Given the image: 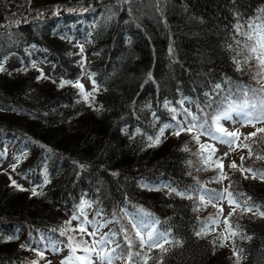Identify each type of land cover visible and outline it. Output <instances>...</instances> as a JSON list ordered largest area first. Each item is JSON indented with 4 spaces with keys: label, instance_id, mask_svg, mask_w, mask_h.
<instances>
[{
    "label": "trees",
    "instance_id": "trees-1",
    "mask_svg": "<svg viewBox=\"0 0 264 264\" xmlns=\"http://www.w3.org/2000/svg\"><path fill=\"white\" fill-rule=\"evenodd\" d=\"M262 37L264 0H0V264L86 257L98 218L112 264H264V128L229 176L231 244L209 228L221 209L204 194L225 188L203 139L235 105L264 111ZM136 211L162 242L141 243Z\"/></svg>",
    "mask_w": 264,
    "mask_h": 264
},
{
    "label": "rangeland",
    "instance_id": "rangeland-1",
    "mask_svg": "<svg viewBox=\"0 0 264 264\" xmlns=\"http://www.w3.org/2000/svg\"><path fill=\"white\" fill-rule=\"evenodd\" d=\"M42 14L43 13L39 12L38 15L40 16ZM80 47L81 52L87 57L86 60L88 65L93 59L90 55V42L86 41L85 43H80ZM17 58V56H14L7 59V67H12L15 64H18L20 60H18L19 58ZM41 67H43L44 72L47 73L51 72L52 70L51 64L43 63ZM56 81L60 85H64L66 83L65 81ZM81 83L84 86L87 95H89L88 93H90L96 88V83L93 79V76L89 72H87L81 79ZM254 118L256 117L252 114H246L237 106L235 107L234 111L230 112L229 114H226L225 116H221L218 120V122L222 123L224 127L227 128L228 133H235V136H226L224 134L220 135V137H217L216 139H212V141H214L217 146V149L213 151L218 158L217 165L221 167L220 174L218 175V181L223 184L225 190L221 195L206 192L204 194V197L206 198L207 203H216L221 209V216L219 220L216 221L215 224L213 226H210L209 228L213 230V232L218 231L219 233H221V235H223L222 242L224 243H232L231 235L233 234V231L228 218L234 210L235 206L237 205L232 193L228 191L229 176L233 169L232 165L235 163L242 164L243 158L246 155L250 154L249 146L245 144L247 137L251 136L252 134H255L259 129L264 128V114L260 115L261 119L259 121H256V119ZM188 126H186V128H188ZM198 131H201L200 127L198 128ZM222 141H231V143H225ZM17 161L18 160L13 154L4 157V169L13 167ZM213 162L214 161L211 159V165H213ZM249 172L250 170H246V173ZM11 180L16 187L31 188L30 181L20 175H13L12 173ZM83 207H85L86 212H89L91 210V205L87 202L84 204ZM206 207H209V205H206ZM130 217L137 225L140 236H142L146 241L145 245L147 246V248H151L155 245V243L162 242L164 240L163 236H161V232L158 230L157 222L147 213L134 212L131 213ZM103 226L104 224L103 222L101 223L99 218L97 220L94 219L91 222H87V227L90 233L92 234V237L94 238L96 249L94 252H90L88 255H86V257H83L84 259H82L81 262L79 260L73 259L69 260L67 264H111L112 253L115 250V247L111 244V240L107 237L106 232L103 231ZM153 230L155 240L149 241L147 233ZM101 240H103V243H98ZM101 249H103V252H101ZM67 250L68 249H63L60 246L52 249L53 253L56 255L55 259L57 261H60L62 255H65ZM98 253L100 255L108 257L109 259L101 260Z\"/></svg>",
    "mask_w": 264,
    "mask_h": 264
},
{
    "label": "snow or ice",
    "instance_id": "snow-or-ice-1",
    "mask_svg": "<svg viewBox=\"0 0 264 264\" xmlns=\"http://www.w3.org/2000/svg\"><path fill=\"white\" fill-rule=\"evenodd\" d=\"M249 39H251V36H249ZM259 44H260V48L261 49H264V37L261 38V41L259 42ZM252 51L253 52H256V48H252ZM261 55H264V52H262ZM261 62H262V64H264V60H262ZM77 86L80 87L79 85H77ZM191 119H192V121H195L196 120V117L195 116H192ZM216 119L218 121L220 119V117H217ZM195 127H196L195 124H190V126H189V128L187 130L189 132H191L193 130V128H195ZM200 128H203V125H200ZM181 130H183V129H181ZM216 130L219 131V132H221V133H224L226 136H235V133H228L222 127H218ZM176 134L178 135L179 132H177ZM194 138L198 139V137H194ZM155 142L156 143H159V140L157 139V141H155ZM222 142L231 143V141H222ZM233 167H235V164H233ZM173 191H175V189H173ZM141 211H143V210H141ZM262 215H264V213H262ZM134 227H135V225H134ZM81 230L83 231L84 229H81ZM137 236H140L139 230H137ZM147 237H148V240L149 241H154L155 240L154 230L153 231H149L147 233ZM126 239H127V237H126ZM140 240H141V243H145L146 242L142 236H140ZM98 243H103V240L99 241ZM130 243H131V241L129 240V244ZM159 246L160 247H163L162 245H159ZM86 251H90V249H86ZM101 252H103V249H101ZM98 255L100 256V259L101 260L109 259L106 256L100 255L99 253H98ZM79 259H84V258L81 257Z\"/></svg>",
    "mask_w": 264,
    "mask_h": 264
}]
</instances>
